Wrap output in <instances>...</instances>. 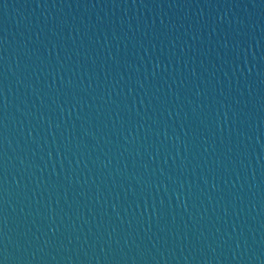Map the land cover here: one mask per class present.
Returning <instances> with one entry per match:
<instances>
[{
    "label": "water",
    "instance_id": "95a60500",
    "mask_svg": "<svg viewBox=\"0 0 264 264\" xmlns=\"http://www.w3.org/2000/svg\"><path fill=\"white\" fill-rule=\"evenodd\" d=\"M0 264H264V0H0Z\"/></svg>",
    "mask_w": 264,
    "mask_h": 264
}]
</instances>
